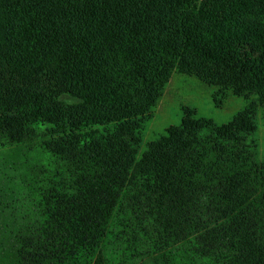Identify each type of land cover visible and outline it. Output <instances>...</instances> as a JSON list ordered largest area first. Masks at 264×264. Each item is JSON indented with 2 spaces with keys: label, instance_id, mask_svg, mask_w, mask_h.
Returning a JSON list of instances; mask_svg holds the SVG:
<instances>
[{
  "label": "trees",
  "instance_id": "1",
  "mask_svg": "<svg viewBox=\"0 0 264 264\" xmlns=\"http://www.w3.org/2000/svg\"><path fill=\"white\" fill-rule=\"evenodd\" d=\"M172 73L248 104L139 154ZM257 106L264 0H0V264H264Z\"/></svg>",
  "mask_w": 264,
  "mask_h": 264
},
{
  "label": "rangeland",
  "instance_id": "2",
  "mask_svg": "<svg viewBox=\"0 0 264 264\" xmlns=\"http://www.w3.org/2000/svg\"><path fill=\"white\" fill-rule=\"evenodd\" d=\"M217 91L216 87L203 84L194 77L172 73L157 106L144 126L139 154L145 150L148 142L164 134L168 127L179 125L186 110L192 111L195 118L223 125L230 122L248 104L243 97L233 96L229 92L216 97ZM255 127L254 138L257 142L258 158L262 160L264 158V116L259 106L255 108Z\"/></svg>",
  "mask_w": 264,
  "mask_h": 264
}]
</instances>
